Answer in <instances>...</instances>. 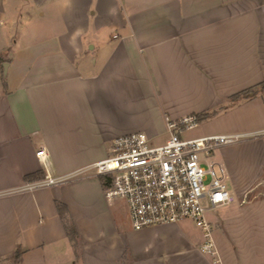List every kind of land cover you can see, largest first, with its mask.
<instances>
[{"label":"crops","instance_id":"crops-1","mask_svg":"<svg viewBox=\"0 0 264 264\" xmlns=\"http://www.w3.org/2000/svg\"><path fill=\"white\" fill-rule=\"evenodd\" d=\"M12 2L0 0V52ZM33 2L55 5L60 25L47 40L35 35L21 61L3 60L14 73L0 75V264H264V134L218 148L238 203L207 212L220 210L208 218L220 261L201 252L192 220L135 230L98 176L20 191L28 175L106 158L116 137L160 135L167 117L218 111L201 122L207 135L264 130V0Z\"/></svg>","mask_w":264,"mask_h":264},{"label":"built area","instance_id":"built-area-1","mask_svg":"<svg viewBox=\"0 0 264 264\" xmlns=\"http://www.w3.org/2000/svg\"><path fill=\"white\" fill-rule=\"evenodd\" d=\"M166 122L170 135L162 144L152 145L145 132L119 136L113 140L106 158L67 174L47 173L26 182L20 191L98 176L108 199L126 201L135 230L192 220L202 230L201 252L220 261L207 212L234 202L236 197L227 184L226 166L215 160L213 154L221 146L264 134V130L184 139L182 133L199 123L195 114L177 120L167 117ZM37 155L44 160L45 149Z\"/></svg>","mask_w":264,"mask_h":264},{"label":"rangeland","instance_id":"rangeland-1","mask_svg":"<svg viewBox=\"0 0 264 264\" xmlns=\"http://www.w3.org/2000/svg\"><path fill=\"white\" fill-rule=\"evenodd\" d=\"M74 2L80 3V0H74ZM117 2V0H104L103 2V6L106 5V7H108V9L110 10L111 6ZM33 0H13L12 2V6H14L15 10H14V14L12 19H10L8 21V25L4 26V35L6 38V47L4 48V50H2L0 52V62L2 63L0 66H3L4 63L3 62H7V61H3L5 59H7L8 61H14V63L19 62L22 60L23 56L25 55L26 51H29L30 46H33V42L35 40V35L36 37L39 36L40 38L43 39H49L52 35H55V30L59 28L60 22L58 23V18L57 17V8L55 7V5L52 8H42V9H37L34 7H30V5H34L33 4ZM100 6V5H99ZM102 6V7H103ZM49 9V13L50 11H52L53 13V17H43L41 18V12L42 11H47L48 12ZM94 11V9L92 10V12ZM105 11H107V9L105 8ZM34 17V19L36 20L35 22H30V19L32 16ZM47 17V18H46ZM41 18V19H39ZM105 34L108 35H112V31H104ZM15 36V37H14ZM46 39V40H47ZM17 41V42H16ZM50 43V42H48ZM40 48V47H37ZM8 63V62H7ZM14 68V67H13ZM14 73V69H12L11 71H9L7 74H5L4 72V67H2L1 69V74L6 76L5 78H9L10 76H12ZM215 118V117H214ZM214 118L210 119L213 120ZM209 121V120H208ZM211 132L210 129H208V127H204L202 125L201 122H199L197 124L196 127L192 128V129H188L186 131H184L182 133V138L184 139H188V138H195V137H200V136H204L207 135ZM170 135L168 128L166 131L162 132L160 135H156L154 137H151V144L152 145H158V144H162L166 141V138H168ZM225 153L221 152L219 149L215 150L214 154H213V158L215 160H222V155H224ZM231 186V184H230ZM231 188V187H230ZM237 201H234L232 203H230L229 206V211H234L236 209H238V205H237ZM113 206L115 208H119L120 210H123L125 213L126 211V206L123 202V200L121 199H115V202L113 204ZM128 207V206H127ZM219 209H214L211 210L208 213V218L210 220H213L214 217L217 215ZM220 211V210H219ZM127 214V213H126ZM219 258H220V254H219ZM221 260V258H220Z\"/></svg>","mask_w":264,"mask_h":264},{"label":"trees","instance_id":"trees-1","mask_svg":"<svg viewBox=\"0 0 264 264\" xmlns=\"http://www.w3.org/2000/svg\"><path fill=\"white\" fill-rule=\"evenodd\" d=\"M1 69H2V66H1ZM261 88L262 89L264 88V83L261 85ZM256 91H257L256 89H252V88L246 89L242 92H239V93L233 95L231 97V101H232V103H235L239 99L247 98V97L254 95V93H256ZM218 113H219L218 111H206L203 113H197L195 115L198 118V122H202L205 119H208V118H211V117L217 115ZM42 176H43L42 172H37L35 174L28 175L27 179L28 180H35V179L41 178ZM57 206H58L59 212H60V214H61V216L65 222L68 235L71 237L72 240H77V237H78L77 229H76V226H75L71 216L69 215L67 206L61 202H58Z\"/></svg>","mask_w":264,"mask_h":264},{"label":"water","instance_id":"water-1","mask_svg":"<svg viewBox=\"0 0 264 264\" xmlns=\"http://www.w3.org/2000/svg\"><path fill=\"white\" fill-rule=\"evenodd\" d=\"M3 66H4V72H5V74H7L9 64L7 62H5Z\"/></svg>","mask_w":264,"mask_h":264}]
</instances>
